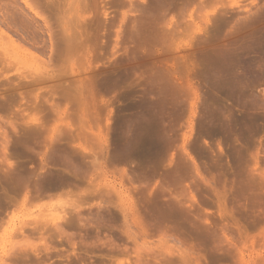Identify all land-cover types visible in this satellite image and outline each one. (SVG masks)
<instances>
[{
	"label": "rangeland",
	"instance_id": "obj_1",
	"mask_svg": "<svg viewBox=\"0 0 264 264\" xmlns=\"http://www.w3.org/2000/svg\"><path fill=\"white\" fill-rule=\"evenodd\" d=\"M118 1L119 0H105L103 2L104 5L106 4L104 7L106 8V12L110 15L109 16L110 18H109L108 16L104 17L102 15V12H99L100 9L102 8L98 6V8H100L98 10L96 5H95L96 8L93 6L92 9L88 10L87 12L86 11L84 12L74 11L75 12L74 13L68 10L67 12L65 9L68 7V5L74 3L75 0H59L56 5L54 1L50 3L51 0H48V1L38 0V2L36 0L35 1L36 5L34 4L32 6L33 10H31L28 7V3H29L28 0H0V68H2V71H0V88L1 89L7 88L11 83L12 84L18 83L21 86L23 84L22 87L20 86L21 88H23L25 87L24 86L25 84L23 82H25L27 85V84H30L34 80L36 83L39 82L41 84L38 83L39 85H36V83L32 82V84L36 85V89L37 90L39 89L38 91L35 90V87L34 88L32 87V84H30L31 86L27 85L31 87V88L27 87V89H30L29 95H32L31 91L35 90L34 91L35 94L41 97L42 95H44L42 93H45V90H44L45 87H47L48 85L50 86V84L55 85V83L56 84L64 83L65 85H68L69 83H72L74 85L75 83L77 85V84H81L86 79L90 78L92 76L91 75L92 73L86 71L89 63H92V65H95L98 67H101L103 65L106 66L107 63L108 64L114 63V61H116V58L118 62V57L120 59L122 58V61L119 60L122 63L120 67L121 70L125 69L126 67L127 68L125 70L129 68H130L129 70L133 69L132 71L127 70L130 74L129 76L135 73V75H138L141 78L146 79L151 74H156L159 71H165V72L170 73L169 75H174L175 80L178 81L182 77L181 62L184 60L189 61V59L191 61L193 57L195 62L201 64V67H200L201 71L199 72L197 68L195 73L192 74L193 75L192 79L193 81H195L196 84L200 85L199 83H201L202 81L204 82L209 81L208 79H206V77L207 78L213 77L210 80L211 82L209 81L211 84L209 82L208 84L212 85L214 83H217L216 85H214V87H216L220 83V85L217 87L218 89L226 88L228 91V88H229L230 92H231V89L232 90L235 89L236 93L238 91L237 93L238 95L236 96L238 99L235 97L236 94L235 95L232 94L234 96L232 99L238 100V102L234 100L235 106L233 103V106L235 107V111L236 109L238 110V108L239 110L242 109L244 111H241L239 114L243 115L244 113H246L245 110L248 109L249 113L247 112L246 114H248L249 118H250L249 116L250 113L252 115L254 114L253 116L258 117L257 120L256 119L253 120L252 119L253 116L251 115L252 118L250 119H252L254 123H252V121L250 122L249 119H248V122L246 123L248 124V126L250 124L252 128V132L249 131L248 129L249 134L251 132V135H250L251 138L248 136L249 141H250L249 142L250 145L248 146L250 148L249 154L252 153L253 155L252 156L250 154V157H253V158H250L252 160L249 161V163L250 162L251 163L250 164L248 163L249 165L247 166V169L249 168L250 170L251 168V170L247 171L249 174L247 173L246 179H245V176H243L244 174H238L239 176L238 175L236 176V181L237 179L239 180L241 179V184L240 186L237 185L236 187H234L235 189L232 188V192L233 190L234 192L239 191L241 189V185L243 184L244 180L245 181L247 180V182L249 181L248 182L249 186L251 185L253 188L252 187L249 188L251 192L249 191L250 194L246 193L245 195L246 197H243V198L239 197L240 199L237 198L238 201H236L237 205L235 203L236 206H234L233 204L232 205L229 204L228 206L229 208L234 206L233 212L234 213L236 212V215L237 213L239 214L238 210L240 209V206L242 208L243 206H247V208H249L251 211L253 210L252 211L253 213L251 216L252 221L253 222L259 221L260 224H258L259 226H257L256 229H252L251 227H248V226H251L250 224L252 223L251 217L248 218L250 219L248 221H251V222H248L249 224H247V222L245 224L243 218L241 219V222L243 220V224L248 225L247 228H251L250 231H247L249 233L245 235V238L246 236L247 238L243 240V242L239 238H236V235L238 236V234L234 232L233 228H231L233 229V234L229 233L230 231L232 232L231 229H229L230 231L228 230L227 233H229L228 234L229 236L233 235L231 236V238L235 237V239L233 238L234 239L233 242L237 240L238 243L241 242L240 245L244 244L243 246H238L239 244L235 243L237 241L234 242V244H236L238 248L241 247L239 249L243 251V255L247 259L248 264H264V175H262L264 174V0H195V1L193 0L195 4L193 5L190 4L186 9L182 10V12L181 11L171 12L172 10L166 12L165 14L166 16L164 20L165 23L167 20L170 23L171 22L170 18L174 16L176 19L175 21L178 22L179 24L177 23L178 25L174 27L172 24L173 21L170 24L168 23L167 26L164 22H163L164 25L160 24L159 22V25L157 26L158 32L156 31L157 33L155 35V37L156 36L157 37L153 41H150L151 46L149 45V42H148L149 39H146L143 43H141L140 42L141 40L137 41V40L132 39L134 37L130 38V40L128 38L130 35L127 33L131 32L130 31L131 26H129L131 22L129 20H131L133 17H137L138 14L139 15L141 14V6H142L141 3L142 2L139 3V0H133L139 4L137 5L135 3L137 5L136 7H134L135 9L132 8L131 9L132 11H128L129 13L127 12L129 14L128 18L130 17V19H127V20L130 23H128L126 20L127 23L125 22L126 24H122L121 28L119 29L120 44H118L119 46L117 45V48L113 51L114 52L113 53L110 51L112 47L111 42L113 41L112 44L114 43L115 30L118 29L117 26L119 24L118 23L119 16L121 17V13H122L121 11L124 12L127 10V8H125L123 5H120L121 6L120 7ZM53 3L55 7L57 5L59 6V3H60L61 6L63 5L62 7L64 8V10H62L63 8L59 6L60 10L57 9L58 8L57 7L55 9L57 11L56 12L54 10L55 7H53L54 5H52ZM109 4L111 5V8ZM47 7H53V8L50 9ZM155 10H157V8ZM175 12H178L179 14ZM70 14L74 16V21L75 20L76 21L81 20L84 22L86 21L90 25L94 23L93 21L97 19L98 20L100 19V21L105 22V20L110 21L112 15L115 16V20H114L115 24L110 27V31L112 30L113 32L107 33L108 35H105V37L100 39L102 40L103 44L101 42L100 43L98 42L99 43L98 46H100V44L102 46L96 49L97 50L96 52H98L99 50L98 53H100V54H97L98 58L96 60H92L93 59L92 53L89 52V51H92L90 49L91 48V45L89 44L90 42H88L85 38H81L78 35V33H76L77 32L75 30L76 27L73 25V23L69 19H67L68 17L69 18L71 17ZM51 15H53L52 16L53 18L51 17ZM63 17L66 19H63ZM60 21L67 22L66 26L62 27L61 24L59 23ZM64 22H62V24ZM105 23H108V22H105ZM63 31L68 32L70 36L71 34L73 35L75 33V35L77 34L76 36L77 37L79 36V37L77 39L75 38L74 40H70L69 44L67 43L65 44V42L62 41L60 38V36L62 37L63 35L62 34ZM81 31H85L87 35L88 33H91V34L95 33L93 28L91 29L85 28L84 30L81 29ZM174 31H178V34H176V36L173 33ZM101 32L103 33V31H100V34H102ZM54 35H58L59 38L55 39L56 36ZM206 36L208 37V39L209 38L211 39V42H209L210 40L209 41L206 40L207 39ZM212 39H214L215 41ZM206 42H209L210 44ZM203 43H206L208 45L206 44L202 45ZM108 45L110 46V48ZM133 45L135 46L136 50L135 49H132V51L130 50L129 54L127 55L128 56L131 54L133 55V52H135L137 57L135 58L136 55H133L132 58H130L129 56L131 60L129 61L131 63H129L128 61H126L128 60L126 59L128 58V56L126 57L125 56L126 54L123 53L125 49H121V48L123 47L131 48L133 47ZM148 48H151V49H148ZM212 50L214 52H212ZM55 52L56 53L60 52L61 54L59 53L57 54V56H55L54 54ZM122 53L123 55L121 57L120 55ZM195 54L198 57L195 56ZM90 58H92L91 59L92 62L90 61ZM202 60L203 61L205 60V61L203 62ZM125 62H126V65H124ZM208 62H211L212 66H214V69L211 68L212 71H210L212 74L209 73L207 70L206 71L209 74H206V71L202 69L204 68L205 64ZM95 63L98 65H96ZM48 64H50L49 66L53 68V71L49 72V74H51L49 76L44 70L45 66ZM130 72H133V73H130ZM203 73L206 74V77ZM214 73H216V77ZM202 74L204 76H202ZM44 76L47 78V80H43ZM222 76L223 78L227 77L228 81L230 82L226 80L227 78L226 79L224 78L223 80ZM204 77L206 80L205 79L203 80ZM217 77L219 78L218 80H217ZM57 79L59 80L57 81ZM222 80L223 81L226 80L225 82L227 83L224 82L226 85L223 84ZM228 84L230 85V87L228 86ZM233 84L235 85L234 87H236L234 89L232 86ZM201 85H204V83L202 82ZM24 90L26 89L24 88ZM28 91L29 90L23 91V92L26 93ZM82 92L86 93L87 95H90V94L85 89H82L80 92L82 103L86 102V105H88L87 108L85 107V112H83V109L82 110L78 109L79 107L77 108V111L79 110V112H77L76 109H74L76 108L75 107L76 103L70 104L69 107L68 105L66 106L65 104H61V103L60 104L64 106V107L61 106L62 110L66 109L68 111H71V109H74V111L72 112H75V113L77 112L79 115H82L83 118L85 117L83 122L87 123L88 121V124H89L88 126L91 127L90 136L91 137L94 136L93 139H90L89 141L87 140V142L79 141V140L77 141L76 139H73V142L70 148L71 150H69V153H70V158L72 159V162L78 160V158H80V155L82 157H85L83 158L85 162H89L90 160H92L91 158H94V156L97 157L96 160L99 161L98 162L99 165L98 163H96V160H95V164H96L95 169H94L95 172L92 169L93 177L91 178V180L93 181L92 185H94L95 187L94 189L96 191L94 195L90 196L86 200L87 202L84 203L85 206L82 209L76 211L74 210L75 204H72L73 201L71 200L70 203L67 202V199L69 201V198L66 197V189H56V190L53 189L51 191L47 190L45 191L44 195L41 197V200H38L40 199V197L37 199H30V201L32 202L27 200L23 204H21V201H22V196H23L22 193L24 192L22 190H19L18 192L14 194L9 189V191L12 193L11 195H14V197L16 198V203L14 202L13 204L7 205L6 203H3L5 199V196L3 195L5 192L9 193V191H7L8 190L7 187L9 186L8 185L3 186L2 184L1 185L2 188L0 187V196L2 195L4 198L0 197V255H2V260L0 261V264H143V263L144 264H155V263L157 264V262L158 264L160 263L161 264H170V263L180 264V262L177 261L180 257L177 256V253H175L176 250L174 247L176 245L178 246L179 244L177 243L174 237H171V238L167 237L168 238L167 240H165L166 238L163 237L164 239L160 240L161 237H160L159 232L152 230L151 234H149L150 236L146 235V237L148 236L146 238L145 236H142L140 232V228L135 222L131 220L130 216L128 215L125 217L121 216L119 211L123 210L125 212V209L127 206L126 201L124 200V199H127L126 190L132 189L131 187L133 186L140 185L141 182L134 180V185H132L133 183L131 182L129 183V181L125 177V174L127 173L131 174L133 172L134 165L132 164L126 165V164H123L122 162H113L114 163V166H113L109 163L110 158L112 159L114 158V156L112 155H114V153L116 152L119 153L118 151L120 150L119 149L120 147H122L120 151V155H122L121 153L125 155L128 152L127 149H125L126 151H124L123 148L126 147L125 145L126 143L130 141V139L132 141V139L137 135L136 133L137 131L139 134L141 133L140 136H138L140 138L139 141H137L136 139L138 138L135 137V139H133L134 142L130 141L131 142V143L129 142L130 144L137 142V144L141 143L147 146L148 144H150L149 143L150 139L154 140L155 138L156 140L154 141H157L159 138L160 141L159 140L158 141L162 142L161 140L162 135L159 134L161 133L160 126L158 125L157 122L154 123L153 122L154 120H151L152 121L151 123L155 124L154 130H152L153 126H150V125H153V124H151L148 120H146L147 117H145L146 119H142V117L140 116L139 118L138 117L130 118L132 117L130 116L129 119L131 120H128V121L122 120L120 122V118H118L119 116L121 117L124 114H133L136 111L140 112L142 110L149 109L146 104L133 103L135 96L129 97V94H126V93L121 94L122 96H119V97H122V98H118L119 100L116 98L118 102H114L111 105L108 104L109 106L106 105L107 103L105 101H100V98H99V100L97 99L98 105H97L96 110L95 109L92 110L93 107L90 108V105L92 106V104L91 103L89 104V102H91V96L88 97L86 96V94H84L86 98L88 97V100L87 99L85 100L83 99L84 95ZM201 92H200L199 98L195 100L196 114L192 121V124L194 125L192 127V130L189 128L190 127L189 125L190 117L188 115L190 111V108H189L190 105H188L190 100L185 99L184 96H180V97L176 96L175 100L177 101L173 102L174 104H170L169 106L170 108L172 107L173 109V110H170L172 132L174 131V135H172L173 133L171 134L172 139L175 142H177L179 146H181L182 135L184 134L188 136L185 146L188 150H191L190 152H192L191 154L193 155V157L195 156L194 158H195L196 164L199 166L200 171L203 174L205 172L203 168L205 167L207 158L205 157V155H203L204 153L201 154V152H199L200 154H197L199 149L193 148L194 147L192 145L194 143L193 141L195 139H198L199 141L197 143L202 144L203 147L205 145L203 143V140L206 141L207 144L209 143L210 145L209 144L208 145L211 148L213 146V148L211 149L213 151L212 155L216 157L215 154L217 155L219 154L216 144L219 141V139L220 141L223 140L222 131L225 125H224V121L221 118H219L221 117L218 111L220 110V106L219 105L216 106L217 104L215 105L214 103L209 102L207 105L208 107L206 108V106L203 103V98H204L203 96L205 95V93L203 92L201 93ZM105 93H104L105 98H109L111 95H113V93L111 95L110 93L108 94L107 92ZM170 93H171L170 94L171 96L172 92ZM240 93L242 95H240ZM130 95H133V94H130ZM136 95H138V93ZM160 95L161 94L157 95V92H156L154 93L153 97L157 99V96H158V98L160 99L159 97ZM238 96H241L243 98L238 97ZM40 100H38V102ZM157 101L155 103L156 105L154 109L156 111H160L162 107V103L159 104L158 109H157V105L160 102L158 101L157 103ZM226 102L227 101H225V103ZM126 104H128L129 107H127ZM76 105L79 106L78 104ZM120 106L121 107L124 106L125 108L124 107L123 108L126 111L123 108L121 110L118 109ZM215 106L217 108H215ZM44 110L45 109H43V111ZM107 110L109 112V115L111 116V117L109 116V119H107L108 117ZM11 111L12 112H10V114L11 113L12 114L10 115V118L14 121L16 120V122L19 124V125L17 124L15 128L16 130L18 129L17 130L18 132L14 128L9 127L10 125L5 123L4 121L5 118L8 117L9 114L7 113L9 112L1 111L3 113H0V115L4 117L0 120V145L2 146L6 142L5 141L6 138H4V136L8 137L7 140L10 137L8 141L10 143V144L8 143V148L14 149V147L17 146L19 143L22 144L23 140L21 141L20 139L25 138L26 140L25 139L24 140L26 141V143L29 142L25 144V145H29L27 146L29 150L30 148H33V150H35L34 147H36V150L42 153L38 154L39 152L35 150L37 152L36 153L34 151L36 153L35 154L32 150L33 154H35V156L38 158H34L35 156L33 157V155H31L32 153H30V151H27L25 153V155L27 156L26 159L28 158L27 160L23 159V157L25 156L23 157L20 156V157H17L18 161H16L15 159L17 158L13 159L14 156L11 155L13 156L12 159L16 162V164L18 162V165L22 161L30 162V160H33L34 163L31 162V164H28V165L26 163V165L29 166L28 168L25 165L26 171L29 170L30 172H31V169L33 170L34 167H36V165L38 167L34 170V171L38 170L37 172L32 171L34 172L33 174L37 175V178H35L36 176H34L35 179L32 177V181H37V182L43 181L42 183H44L47 180H50L52 178V175L54 177L53 171H55L54 170L55 165L53 163H54V160L56 162L57 155L55 152H53V154L52 152H50L51 149L56 148L55 146L56 143L53 141L54 139L51 138V136H47V135L51 134L49 130L51 129L54 123L50 119L49 120L50 122L48 123V125H50V129L46 130L47 131L45 132L46 136L44 133L40 135L38 132L39 130L36 129L38 128L37 127L38 124H36L33 121H29V120H28L29 122L27 121L28 124L20 123V121L22 122V118L19 116L21 111L18 112V114L13 109ZM47 111L48 109L45 110L44 112H47ZM211 111H213L214 114H212ZM238 111H236L235 113L237 114ZM42 112L41 114H44V112L43 113ZM82 112L83 114L86 113V115L85 114L83 115ZM206 112L209 113L211 116L210 115L206 116L207 115ZM239 114H237L236 117L237 116L241 117ZM206 117H208V119L210 120L207 119L209 121V124L205 126ZM10 118L6 119V121L10 120ZM116 119L119 122L115 121ZM145 120L149 122L150 125ZM1 121L3 122L1 123ZM65 121H69V120H67L66 118ZM31 122H33V124ZM62 123L61 121L60 122L57 121L56 123V126H58L57 129H60L61 127V131H66L64 122ZM241 123H242V117H241L240 124L238 123V126H236V128H241L242 126L240 125H243V124L245 125V123L243 124ZM126 124L128 125L126 126ZM124 125L127 128L130 127V129L133 130L132 131L128 128L129 132L125 136L122 133L127 130V128L126 130H124L125 128L123 129ZM19 127H20V131H19ZM245 127L246 126H244V128ZM205 128L210 133L208 136V134L204 132L206 136H204L203 134L202 135L204 136L203 137L204 139H203L201 136V133H198V132L201 131V129L204 131ZM121 129H123L124 131ZM139 129L141 130V132ZM34 130L38 133V135H35V133H33ZM212 130H215L216 134ZM99 131H102L104 132V134H106L105 136L107 137L106 141L109 143L108 144L106 142L107 144L106 143L104 144L105 146L104 148L106 150V153L104 156L101 155L102 151L100 150L101 149L100 146L102 144L100 142V139L97 138ZM146 131H148V133L150 131L151 134L146 133ZM3 132H4V136H3ZM5 134H9V135H5ZM190 134L191 136H189ZM198 134L200 135L199 138L201 137L200 139L197 137ZM130 135H132L133 138ZM194 135H195V139L193 140ZM142 136L144 138H142ZM28 137L30 138V141ZM30 142H33V143L30 144ZM80 143L83 146L86 145L85 147L87 148V152L82 151V149L78 145ZM121 145H123L124 147ZM1 146H0V184H1V181L4 183L3 172H6V170L7 172H9L8 170L13 169L12 167L8 168L9 166L5 164V160H4L5 156L3 155L5 152L3 153V150H2L3 146L2 147ZM8 148H7V152L9 154V151L10 150L12 151V149L8 150ZM114 148L116 150L118 149L119 150L115 151ZM89 149L93 150L95 155L89 152ZM98 151L100 152L97 154ZM44 153H45V158L43 157ZM48 154H51V156ZM175 157H176L175 158L176 160L177 153H175ZM184 157H187V156H184ZM215 157L214 159H216ZM119 158H121V156ZM188 160L189 159H187V164L188 163L190 164ZM80 161L82 162L83 160L81 159ZM38 162H40L39 163L40 165L43 163L44 164L42 165L43 167L41 166L40 168L38 166L39 165ZM74 163H77V161ZM101 163H104V164H101ZM254 163L256 164L254 165L255 167L253 168ZM16 164L14 166H16ZM211 169L210 171L212 175L219 176L220 172L219 170H217V168L216 170L215 169L213 170V167H211ZM123 170H126V172L124 173ZM185 170L187 169L185 168ZM187 171L184 172L185 175ZM189 172L190 171H188V173ZM188 173L187 175L190 174L194 176L193 177L194 179L192 177L188 179L186 178L188 182L185 179L183 184H186V183L188 184L190 183L189 181H191L193 185L192 190L202 189L203 187H202V184H200L201 180L199 179L198 175H193L195 174L194 171H193V174L191 173L188 174ZM4 174L6 175V173ZM8 174H10V172ZM38 175H40L41 178L38 177ZM249 178L251 180H248ZM158 185H159L158 182L157 184L152 183L150 188L152 190L153 189L155 190L156 188H158ZM219 186L220 184L218 185V187ZM3 187H6V189ZM172 188L174 192L180 191V188H178L175 185ZM61 190H64V191H61ZM195 190L193 191L194 193H196ZM219 190H221V186ZM200 191L202 192V190ZM19 192H22V193L19 194ZM61 192L62 193L64 192V193L61 195ZM117 192H119V194ZM197 193H200V192H197ZM62 197L63 198L65 197L66 199L65 198L63 199ZM187 203L189 204L190 202L188 201ZM191 203L193 202L191 201ZM208 207L209 208L205 207L207 208V214L206 213L205 214L207 216H210V218L208 217V221L209 222L211 221L214 223V222H217L214 220L218 219V222H221L222 224L223 221L217 216V210H218L217 207L213 204L212 206L210 205ZM106 209H108V212ZM65 218L69 219L70 221L69 222L68 220L66 221ZM64 220L66 221V224ZM60 226L61 227L64 226L63 230L64 229L66 230V231L64 230L65 233L63 232V230L62 232L59 231L61 228L58 229V227ZM18 231L20 233L23 232L24 234L23 233L20 234ZM59 234L61 236H59ZM206 239L207 240L204 246H205L206 251L211 254V252L213 251L215 252V250H213V248L211 249L210 246L213 245L215 242L213 240L211 241V235L206 234ZM42 241L48 243V246L50 247V248L48 247L49 250L48 249L45 250L44 246H42L43 245ZM226 242L224 243V245L226 244ZM218 243L219 241H216V244ZM221 246L223 245L221 244ZM181 247L184 248V246H181ZM230 247H228L227 250L229 249L233 250V248H230ZM243 247L245 250L242 249ZM219 251L221 252V250ZM217 254H215V256L213 254L212 255L213 257H216ZM209 255L208 257L211 258L210 256L212 255L210 256ZM189 256H192V260H191V257L189 259L191 261H194L193 260L194 255L190 254L188 255V257ZM167 259L169 261L171 260V262H168ZM174 259L175 261H172ZM190 260H189V263L191 262ZM229 260L230 259H228V261ZM161 261L164 263H162ZM233 261H235V259ZM233 261L231 260L232 263ZM194 262L193 263L191 262L190 264H194ZM224 262L226 263L227 261H224ZM224 262L222 261L223 264H225ZM198 264H202V261L200 260ZM216 264L218 263L216 262ZM226 264H229V263L227 262Z\"/></svg>",
	"mask_w": 264,
	"mask_h": 264
},
{
	"label": "bare ground",
	"instance_id": "obj_2",
	"mask_svg": "<svg viewBox=\"0 0 264 264\" xmlns=\"http://www.w3.org/2000/svg\"><path fill=\"white\" fill-rule=\"evenodd\" d=\"M35 1L36 0H28V2H29L28 7L31 10H33L32 6L35 4ZM52 1H54L55 5H56L59 0L58 1L57 0H51L50 3H52ZM104 1L105 0H75V2L68 5V7L65 10L66 11L68 10L70 12H74V11H77V12L86 11L87 12L88 10H91L93 6L95 8H96V6H97V8H98V6H100L102 9L98 8V10L100 9L99 12H102V15L104 17H107V16L109 17L110 15L106 12V8L104 7L106 5V4L104 5V3H103ZM194 1L193 0H147V1L139 0V3L142 2L141 3L142 4L141 14L140 15L138 14L137 17H133L131 20H129L131 22L130 23L127 20V19H130V17L128 18V15H129L128 11H132L131 9L136 7L139 3H136L133 0H119L118 1L119 6L123 5L125 8H127V10L124 12L121 11L122 13L120 12L121 17L119 16V20H118L119 24L117 26L118 29L115 30V35H114L115 39H114L113 44H112L113 41L111 42L112 47H111L110 51L113 52L117 48V45L120 44V35H119L120 31H119V29L121 28L122 24H126L127 22L130 23L129 26H131L130 27L131 32L127 33L130 35L128 37L129 40H130V38L134 37L132 39L137 40V41L141 40L140 42L143 43L146 39H149L148 42L150 45V41H153L157 37V36L155 37V35L158 32L157 26L159 25V22H160V24H163V25L165 23L164 20H165L166 12L170 11V10H172L171 12H174V11H178V12L181 11L182 12V10L186 9L190 4L191 5L195 4ZM37 2H38V0H37ZM52 5H54V3ZM52 5H50V6H52ZM55 5L53 7H55ZM47 6H48V4H47ZM59 6L62 7L63 5L61 6V4L59 3ZM59 6L57 5L54 8V10L57 7H58L57 9H59L60 8ZM198 6H200V5H198ZM53 7H47V8L52 9ZM110 8H111V5H110ZM125 8H124V10H125ZM156 8L158 11L155 10ZM137 9H138V7H137ZM62 10H64V8ZM155 11H157V12H155ZM178 12H175V13H178ZM70 15H71V17L70 18L68 17L67 19H69L73 23V25L76 27V29L74 28L77 31L76 33H78V35L81 38H85L88 42H90L89 44L91 45V48L90 47L89 48L92 51H89V52L92 53V57H93V59L90 58V61H91V59L96 60L98 58L97 54H100V53H98L99 50H98V52H96L97 51L96 49H98V47L100 48V46H102L101 44H100V46H98L100 42L102 43V40H100V39L105 37V35H108L107 33L113 32L112 30L110 31V27L115 24V21H114L115 16L112 15L110 21L105 20V22H108V23H105L104 21H100V19L93 21L94 23H92V21H91V23H92L91 24L92 26H91L86 21L85 22L81 21V20H77V21L75 20L74 21V16H72V14H70ZM52 16L53 15H51V17ZM55 17H56V15H55ZM63 19H66V18L63 17ZM126 20H127V22H126ZM175 20L176 19L174 16L170 18V21L171 22L173 21L172 24L174 27L179 24ZM62 22H64V21H60L59 23L61 24L62 27H65L67 22H64L63 24H62ZM174 22H175V24H174ZM48 23H46V24H48ZM168 23L169 22L167 20L165 23L166 26ZM85 28L86 29L87 28H89V29L93 28L95 33H93V34L88 33V35H87L85 33V31H81V29L84 30ZM100 31H103V33L101 32L102 34H100ZM178 31L173 32L175 36H176V34H178ZM64 32H65V34H64ZM62 34H63L62 37L60 36L61 34L59 36H60L61 40L65 42V44L66 43L69 44L70 40H74L75 38L77 39L79 37V36L77 37L76 36L77 34L75 35V33L73 34L74 36L72 34L70 36L68 34V32H66V31H63ZM54 36H56L55 39L59 38L58 35H54ZM206 40H208V41L210 40L209 42H211V39L210 38L208 39V37ZM212 40H214V39H212ZM215 40H216V38H215ZM209 42H206V43H209ZM206 43H203L202 45H204ZM212 43H213V41H212ZM134 45L131 48H128V47L121 48L120 47L121 49H125V51L123 53L126 54L125 55L126 57L128 56L127 54H129L130 50L132 51V49H135ZM206 45H208V44H206ZM136 46H138V45H136ZM109 48H110V46H109ZM148 49H151V48H148ZM60 50H62V49H60ZM206 52H208V51H206ZM209 52H211V51H209ZM212 52H214V51L212 50ZM59 53L60 52H58V53L55 52L54 54H55V56H57V54H59ZM91 53H89V54H91ZM123 53L120 55L121 57H122ZM133 55H136L135 52H133ZM133 55L132 54L129 55L130 58H132ZM205 55H206V53H205ZM129 56H128V58L124 57V58L128 59V60H126L128 62L131 61ZM195 56H197V55L195 54ZM136 57H137V55L135 56V58ZM119 60L122 61V58L120 59L118 57V62H117V58H116V61L113 60L114 63H112V64H108V63L106 64L105 63L106 66L103 65L101 67H98V66L92 65V63H89L86 71L92 73L91 74L92 76L90 78L86 79L84 82H82L81 84H77V85L75 83H74V85L72 83H69L68 85H65L64 83H62V84H58V83L56 84L55 83V85L50 84V86L48 85L47 87H45V89L43 88L45 90V93H42L44 95H42L41 97L39 95L35 94V92H34L35 90L36 91L39 90V89L38 90L36 89V85H39L41 83L38 82L39 83L38 84L34 80L32 82L36 83V85L32 84V82L31 83L29 82L30 84H32L33 88L35 87V90L34 91L32 90L34 94L31 91L32 95H29L30 89H27V87H30L31 85L27 84V85H30V86H27L25 82H23L25 84L24 85L25 87H23V88H21L23 86V84L21 86L18 83L17 84H12V83L10 84L9 83L10 85L7 88H3V89L0 88V113H3L1 111H8L9 112V113L6 112L9 115L4 120L5 123L10 125L9 127L15 129L17 124H18L16 122V120L14 121L10 118V115L12 114V113L10 114V112H12L11 111L12 109L17 114H18V112L21 111L19 116L22 118V122L20 121V123L28 124L27 121L29 120V121H33L36 124H38L37 125L38 128H36V129L39 130L38 132L40 135H42L44 133L46 136V133H45V132H47L46 130L50 129V125H48V123L50 122L49 120L50 119L52 120V122L54 124L52 125L51 129L49 130V132L51 134L47 135V136H51V138L54 139L53 141L56 143V145H55L56 148L51 149L50 152H52V154H53V152H55L57 155L56 162L54 160V163H53L55 165V169H54L55 171H53L54 177L52 175V178L50 177L51 178V179L49 178L50 180L46 179L48 182L46 181L44 183H42L43 181L42 182L32 181V177L34 178V176H36L35 178H37V175L33 174V173L38 171V170L34 171L38 167L36 165V167H34L33 170L31 169V172H30L29 170L26 171L25 165H26V163H27V165L31 164V162L34 163L33 160L29 159L30 162L29 161H26V162L22 161L18 165V162L16 164V162L13 159L20 157V156H22V157L25 156V157H23V159H26L27 156L25 155V153L27 151H30V153H32L31 155H33V157L35 156V154L37 152H39L38 154H40L42 152L37 151L36 147H34V149L37 152L35 150H33V148H30V150H29L27 147L29 145H25L29 142L26 143L25 138H24L25 140L20 139L21 141L23 140L22 144L19 143L17 146L14 147V149L8 148V143H9L8 141H9L10 137L7 140L8 137H5L4 132H3V136H4V138H6L5 139L6 142L4 145H2L3 147L1 145L0 146L2 147L3 153L5 152L3 154L5 156V158H4L5 164H7L9 166L8 168L12 167L13 169L11 168L12 170H8L10 172V174H8L9 172H7V170H6V172H3L4 177L3 176L2 177L4 179L3 178L2 179L4 180V183L1 181L0 187L2 184H3V186L8 185L9 187H7V189H8L7 191H9V189H10V191L13 192L14 194L16 192H18L19 190H22L24 193L19 192V194L20 193L23 194L21 204L25 203L27 200L30 201V199H37L39 197H40V199H38V200H41V197L44 195L45 191H47V190L51 191L53 189H55V190L56 189H66V197L69 198V201L67 199V202L70 203L72 200L73 201L72 204H75L74 210H76V211L82 209L85 206L84 203L87 202L86 200L90 196L94 195V193L96 191L94 189L95 188L94 185H92L93 181L91 180V178L93 177L92 169L94 171L95 165H96L95 160L97 157L94 156L95 155L94 151L89 149V152L94 154L93 156L95 158V159L91 158L92 160H90L89 162H85V160L83 159L85 157H82L81 155H80V158L83 160L82 162L80 161L81 159L78 158V160H76L77 163H74L76 161L72 162V159L70 158L69 150H71L70 148H71V144L73 142V139H76L77 141L79 140V141L87 142V140L89 141L90 139H93V137H94V136L93 137L90 136L91 127L88 126L89 125L88 121H87V123H84L83 120L85 119V117L83 118L82 115H79L77 113V112H79V110L77 111L78 107H79L78 109H81V110L83 109V112H85V107L86 108L88 107V105H86V102L82 103L80 92L82 89H85L88 91V93L90 95H87L84 92H82V93H83V95L86 94V96H88V97L91 96V102H89V104L90 103L92 104V106L90 105V108L93 107L92 110H94V109L96 110V108H97V105H98L97 99L99 100V98H100V101H105L107 103L106 105H108V104L111 105L114 102H118L117 101L118 98H122V97H119V96H122L121 94L126 93V94H129V97L135 96L133 103L146 104L149 109L148 110H142L140 112L136 111L133 114H124L121 117L119 116L118 118H120V122L122 120H125V121L131 120V119H129L130 116H132L130 118H137V117L139 118V116H140V117H142V119H146L145 117H147L146 120H148L150 123L152 122L151 120H154L153 122L154 123L157 122L158 125L160 126L161 133H159V134L162 135V136L160 135L162 137V139H161L162 142H159L160 141L159 138H158L159 141L157 140L158 142L154 141V140H156V138L155 139L152 138L154 140L150 139V142H149L150 144H148L147 146L144 144H141V143L137 144V142L130 144L131 142H134L133 139H135V137H137L138 139H136V140L139 141L140 138L138 136H140L141 133L139 134L137 131L136 132L137 135L135 134L136 136L134 138L132 137V135H130L133 138L132 141L130 139L131 142L129 140H127L130 143L129 142H128L129 144L126 143V145H125L126 147L123 148L124 151H126L125 149H127V151H128L126 154L124 153L125 155H123V153H121L122 155H120V151H121L122 147L119 148L120 150L118 149L119 151L114 148L115 151L119 152V153H117V152L116 153L119 154L121 156V158H119L120 157L119 155L114 153V155H112V156H114V158L113 159L110 158L109 163L113 166H114L113 162H122L123 164H126V165H128V164L134 165V170L132 172L133 174L127 173V174H125V177L129 181V183L130 182L133 183L132 185H134V180L141 182L140 185L133 186V187H131L132 189L126 190V193H127L126 198L127 199H124V200L126 201L127 206H126V209L124 208L125 212L123 210L119 211L121 216L122 217H125L127 215L130 216L131 220L133 222H135L138 225V227L140 228V232H141L142 236H145V237H146V235L150 236L149 234H151L152 230H155V231L159 232L160 237H161L160 240H163L164 238H166L165 240H167L168 239L167 237H170V238L174 237L179 245L184 246V248H182L179 245L178 246L176 245L177 247L174 246L175 250H176L175 253H177V256L180 257V258L178 257L179 259L177 260L180 262V264H188L190 257L192 260V256L188 257V255H190V254L194 255L193 260L197 261V263H196V261L194 262V261L190 260L192 263L194 262V264L195 263L198 264L200 260L202 261V264H204V263L205 264H211V263L216 264V262L218 264L219 263L223 264L222 261L223 262L227 261L229 264L230 263L231 264H248L247 259L243 255V251L241 249H239L241 247L238 248L236 246V244H234V242L237 240H235L233 242L235 237L231 238V236H233V235L229 236L228 234L229 233L233 234V229H234V232H236L238 234V236L236 235V238H239L243 242V240H245L247 238V236L245 238V235H247L249 233L247 231H250L251 228L256 229V227L259 226L258 224H260L259 221H256V222L252 221L251 216H252L253 210L251 211L249 208H247V206H243V208L240 206V209L238 210L239 214L237 213V215H236V212L235 213L233 212L234 206L237 205V202H236V201H238L237 198L246 197L245 196L246 193L250 194L251 191L249 188L252 186L251 185L249 186V183H248L249 181L248 182H247V180L246 181L244 180V182L242 181L243 184L241 185V189L237 192L236 191L234 192V190H233L234 193L232 192V188L236 187L237 185L240 186V184H241V179L240 180L237 179V181H236V176L238 174H244L243 176H245V179H246L247 178L246 176L248 173L247 171L251 170V168H250V170H249V168L247 169V166L251 163V162L249 163V161L252 160L250 158H253V157H250V154L252 155V153L249 154L250 148L248 146V145H250L249 144L250 141H249L248 136L250 137L251 132H252V128H251L250 124L248 126V124H246V123L248 122V119L251 122L252 119L257 120L258 117L257 116L255 117V116H253L254 114L252 115L250 113L249 114L250 118H252L251 115L253 116V118L250 119L248 117V114H246L247 112L249 113L248 109L245 110L246 113L243 112L244 114L240 115L239 113L241 111H244V110H242V109L239 110V108H238L239 111L237 109H236V111H238L237 114H239L242 117V123L241 124L245 123V125L243 124V125H240V126H242L241 128H236V126H238V123L240 124L241 117H239V116L236 117L237 114L235 113L236 111H235V107H234L235 106L234 100H236V99H232L234 97L232 94H234V95L236 94L235 95V97H236L238 95L237 94L238 91H237V93L235 92L236 90L234 88H236V87H234L235 86L234 84L232 85L234 90L231 89V92L229 91V88H228V91L226 88H225L226 90L223 88L218 89L217 87L220 85V83H219V85L214 87V85H216L217 83H214L212 81L214 84L210 85L211 84L210 80L213 77L207 78L206 74L211 73L210 71H212V69H214V66H212L211 62L206 63L204 68H202L205 71L207 70L209 72L208 73L206 71V74H204L205 72L203 74L205 75L206 79H208L210 82L209 81H205V82L202 81L204 83V85H201L202 82L199 83L200 85H198L195 83V81H193V79H192L193 75L192 74L195 73L197 68H198L199 72L201 71V68H200L201 64L195 62L193 57H192V60H194V61H192V60L190 61V59H189V61L184 60L181 62L182 77L178 81L175 80L174 75H169L170 73L165 72V71H159L156 74H151L149 76L150 78L149 77L146 78L147 80L144 78H141L138 75H135V73L132 74L131 76H129L130 74L128 71H132L133 69L129 70L130 69L129 68V69H127L128 70L127 71V70H125L127 68L126 67L125 69L121 70L120 67H121L122 63ZM123 62H124V60H123ZM129 63H131V62H129ZM199 64H200V66H199ZM49 65L50 64L46 65L44 68V70L48 76L51 75V74H49V72L53 71V68L50 67ZM96 65H98V64H96ZM124 65H126V62ZM0 69H1L0 71H2V68H0ZM130 73H133V72H130ZM203 74H202V76H204ZM214 74L216 77V73H214ZM217 76H218V74H217ZM52 77H54V76H52ZM205 77L203 78V80L205 79ZM222 78H223V76H222ZM224 78L226 79L227 77H224ZM224 78H223V80H224ZM59 79H57V81ZM218 79L219 78L217 77V80ZM43 80H47V78L44 76ZM226 80L228 81V78ZM36 81H37V79H36ZM225 81H223L224 85H226L225 83H227ZM208 82L210 84H208ZM228 82H230V81H228ZM27 83H28V81H27ZM44 85H45V83H44ZM224 85H223V87H224ZM228 86L230 87L229 84H228ZM24 88L26 90H24ZM41 89H42V87H41ZM27 90H29L28 91L29 93L26 92L28 94L23 92V91H27ZM201 91L203 93H205V95L203 96L204 97L203 103L206 106V108L208 107L207 105L209 102L214 103L215 105L217 104L216 106H218V105L220 106V110H218V111H219L221 117H219V118H221L224 121V125H225V127L223 126L224 128L222 131L223 140L221 139L222 141H220V139L218 138L219 141L216 144L217 149L219 151L218 155L215 154L216 152L214 153L216 155V157L212 155L213 151L211 149L213 148V146L211 145L212 146V148H211L209 146L210 144L208 143L209 144L208 145L206 143V141L203 140L204 139L203 137L206 136L205 133H207L209 136L210 132L206 129L209 125L205 128L204 131L201 129L202 132L201 131L198 132V133H201V136L204 134V136H202L203 143L205 144L204 147L202 146V144L197 143L199 140L195 139V135H194L193 140L194 139L195 140L194 141L192 140L194 142L192 144L194 146L193 148L199 149L197 154H200L199 152H201V154L204 153L203 155H205V157L207 158V162L205 163V167L204 168L202 167L205 171V172L203 171L204 172L203 174L201 173L199 166L196 164V161L194 158L195 156L193 157V155L191 154L192 152H190L191 150H188L185 146L188 136H186L184 134L182 135L181 146H179L178 143L172 139L171 134L173 133L172 135H174V131L172 132L170 110H173V109H172V107L170 108V106H169L170 104H174L173 102L177 101V100H175L176 96L177 97L184 96L185 99L190 100V102L188 104V105H190L189 106L190 111H189L188 115L190 117V123H189L190 127L189 128L192 130V127L194 126L192 124V121H193L194 116L196 114V112H195V104H196L195 100L199 98ZM105 92H107V94L110 93V95L113 93V95H111L109 98H105L104 97ZM156 92H157V95L161 94L159 96L160 99L158 98V96H157V99H155L153 97L154 93H156ZM170 92H172L171 96H170V94H171ZM137 93H138V95H136ZM78 94H79V96H78ZM130 94H133V95H130ZM83 95H82V97H83ZM105 95H106V93H105ZM240 95H242V94L240 93ZM88 97L86 98L84 95L83 99L88 100ZM123 97H124V95H123ZM238 97H241V96H238ZM241 98H243V97H241ZM229 99H231V100H229ZM38 100H40V101L38 102ZM157 100L160 102L158 103ZM156 101L158 103L157 109H158L159 104L162 103L161 109L159 108L160 111H156L154 109L155 105H156L155 104ZM225 101H227V102L225 103ZM63 102H65V103H63ZM236 102H238V100H236ZM60 103L65 104L66 106L68 105V107L70 104H74V103L78 104L79 106H77L75 104L76 108L73 107L77 111L75 113V112H72V111H74V109H71V111H68L66 109L62 110L61 108L64 106L61 105ZM176 103H178V102H176ZM233 103H234V106H233ZM126 105H127V107H129L128 104H126ZM124 106H122V107L120 106L121 108L119 107L118 109L121 110ZM216 106H215V108H217ZM43 109H45V110L48 109L49 112L48 111L44 112L45 110L43 111ZM108 110H107V113H108L107 119H109V116H110ZM14 111H13V113H14ZM42 111L44 112V114H41ZM83 112H82V114H83ZM207 112H206L207 115L206 114L205 115L209 116L210 114ZM211 112H212V114H214L213 111H211ZM45 113H47V114H45ZM84 114L86 115V113H84ZM19 116H18V118H19ZM3 117L4 116L0 115V120ZM8 118H10V120L6 121V119H8ZM64 118L65 119L67 118V120H69L70 122L65 121ZM207 119H208V117H206V119H205V126L207 124H209L208 120H210V119H208V120ZM243 119L246 122H244ZM71 120H72V122L74 120V122L76 124L74 122L72 123ZM57 121H59V122L61 121V123L64 122V126L66 127V131H61V127H60V129H57V127H58V126H56ZM115 121H118V120L116 119ZM2 122L3 121H1V123ZM33 122H31V123L33 124ZM149 122H147V123L150 125ZM154 123H151L153 125H150V126H153L152 130H154V126H155ZM252 123H254V122L252 121ZM127 125L128 124H126V126ZM48 126H49V128H48ZM126 126L124 125V127H123V129L125 128L124 130H126V128H127ZM133 126H134V124H133ZM244 126H246V127L244 128ZM199 127H200V125H199ZM128 128L130 129V127H128ZM128 128L126 131L121 129L124 131V132H122L124 134V136L129 132ZM248 129H249V131H251L250 134L248 132ZM130 130H132V129H130ZM145 130H147V129H145ZM19 131H20V127H19ZM58 131H60V132H58ZM212 131H214L216 134L215 130H212ZM117 132H118V130H117ZM140 132H141V130H140ZM33 133H35V135H38V133L35 130L33 131ZM146 133H148V131H146ZM149 133H150V131H149ZM129 134H131V133H129ZM5 135H9V134H5ZM98 136H97V138L100 139V142L102 144L100 146L101 147L100 150L102 151L101 155L104 156L106 153V150L104 148L105 147L104 144L107 142L106 141L107 137H105L106 134H104V132H102V131H99ZM152 136H154V135H152ZM189 136H191V134ZM199 136L200 135L198 134L197 137L199 138ZM142 138H144V137L142 136ZM95 140H96V138H95ZM27 141H28V139H27ZM29 141H30V138H29ZM115 142H116V140H115ZM31 143H33V142H30V144ZM176 143H177V145H176ZM1 144H3V143H1ZM78 145L80 146V148L82 149L83 152H87V148L85 147L86 145L83 146L81 143ZM121 146H123V145H121ZM42 147H43V145H42ZM7 148H8V150H10V149H12V151L14 150L13 152L10 150L12 154L10 153V151L8 154ZM123 149H122V151H123ZM32 150H33V152L35 151L36 153L34 152L35 154H33ZM200 150H202V151H200ZM99 152L100 151H98L97 154ZM175 153H177V159L176 160H175V158H176ZM11 155H13L14 158ZM48 155L51 156V154H48ZM184 156H187V157H184ZM43 157L45 158V153L43 154ZM214 157L216 159H214ZM10 158L11 159L13 158L12 159L13 161ZM34 158H38V157L35 156ZM40 158H41V156H40ZM186 158L189 159L188 162H190V164L189 163L187 164ZM15 160L18 161V158ZM103 160H104V158H103ZM253 161H254V159H253ZM98 162L99 161L96 160V163H98ZM39 163L40 162H38V164ZM256 163L253 164V168L255 167L254 165ZM15 164H16V166H14ZM101 164H104V163H101ZM42 165H44V164L42 163L41 165L39 164L38 166L41 168ZM54 165H53V167H54ZM98 165H99V163H98ZM28 167L29 166H27V168ZM211 167H213V170L214 169L216 170V168H217V170H219V172H220L219 176H214L211 174V171H210ZM185 168L187 170L189 169L188 170V171H190L189 173L193 174V171H194L195 174H193V175H198L199 179L201 180L200 184H202V187H203L202 189H200V190H202V192L198 189H196V190L194 189L196 192V193H194L193 192L194 190H192L193 185H192L191 181H189L190 183H188V184L187 183L183 184L184 180L186 178L188 179V178L194 177V176L190 175L188 173V171L185 170ZM183 170H185V171H183ZM32 171H34V172H32ZM123 171H124V173L126 172V170H123ZM186 171L190 176L187 175V173H186L187 176L185 175L184 172H186ZM4 173H6V175ZM260 174H262V173H260ZM262 175H264V174H262ZM38 177H40V175H38ZM187 179H186V181H187ZM248 180H251V179L249 178ZM157 182L159 184L158 188H156L155 190L154 189L152 190L150 188L151 184L152 183L157 184ZM4 184H6V185H4ZM219 184L221 186V190H219L220 189V186L218 187ZM174 185L177 186L178 188H180V191L174 192L173 188H172ZM194 185H195V183H194ZM3 188L6 189V187H3ZM10 191H9L10 194L5 192L3 195V196H5L3 203H6L7 205L13 204L14 202L16 203V198L14 197V195H11L12 193ZM61 191H64V190H61ZM197 192H200V193H197ZM63 193L61 192V195ZM117 193L119 194V192H117ZM187 193H188V195H187ZM48 195H50V194H48ZM105 195H106V193H105ZM135 195H136V197H135ZM3 196L1 195L0 197L4 198ZM59 197H61V196H59ZM188 201L190 202L189 204L187 203ZM191 201L193 203H191ZM30 202H32V201H30ZM19 203H20V201H19ZM235 203H236V205H235ZM212 204L217 207V209H218L217 210V216L223 221L222 224H221V222H218V219L214 220V221H217L214 223L211 221L210 222L208 221V217L210 218V216L206 215L207 214V208H209L208 206H210V205L212 206ZM229 204H231V205L233 204L234 206L229 208V206H228ZM205 207H207V208H205ZM106 210L108 212V209H106ZM250 217H251V221H252V223L250 224L251 226L245 225L246 222H247V224H249L248 222H251V221H248V220H250V219H248ZM242 218H243L245 224H243V220L241 222ZM65 220L66 221L68 220V222L70 221L69 219H66V218H65ZM66 221H65V224H66ZM247 226L251 227V228H247ZM63 227L64 226L58 227V229L61 228L59 230L60 232H62ZM231 228H233V229H231ZM229 229H231L232 232ZM64 230H63V232H64ZM228 230L230 231L229 233H227ZM22 233L23 232H21L20 234H22ZM206 234L211 235V241L213 240L215 242L213 245L210 246L211 249L213 248V250H215V252L213 251L214 253L211 252V254H210L205 249L204 245H205L206 240H207ZM59 236H61V235L59 234ZM213 238H215V239H213ZM149 240H150V238H149ZM165 240H164V242H165ZM216 241H219V243L216 244ZM225 242L227 244V245L225 244L227 247L224 245ZM235 243H238V241ZM240 243H238L239 244L238 246L244 245V244L240 245ZM42 244H43L42 246H44L45 250H47V249L49 250L50 247L48 246V243L43 242ZM221 244L223 246H221ZM185 245L186 246L188 245V246L186 247ZM230 246H232V247H230ZM228 247L233 248V250L232 249L227 250ZM242 249H244V247ZM219 250H221L222 253ZM230 250L233 252H231ZM216 252L219 254H217ZM209 254L210 255L213 254L214 256H215V254H217V255H216V257H213V255L210 256ZM208 255L211 258H209ZM228 259H230V260L228 261ZM234 259H235V261H233ZM1 260H2V255H0V261ZM231 260L233 261V263L231 262ZM172 261H175V259ZM136 262H137V260H136ZM168 262H171V260L170 261L168 260ZM162 263H164V262H162ZM157 264H158V262H157Z\"/></svg>",
	"mask_w": 264,
	"mask_h": 264
}]
</instances>
